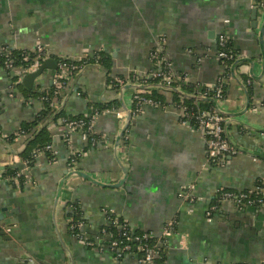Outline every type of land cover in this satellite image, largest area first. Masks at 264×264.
<instances>
[{"label":"crops","instance_id":"0c3cea01","mask_svg":"<svg viewBox=\"0 0 264 264\" xmlns=\"http://www.w3.org/2000/svg\"><path fill=\"white\" fill-rule=\"evenodd\" d=\"M263 27L264 0H0V48L42 46L53 59L106 52L102 66H87L53 102L68 116H89L106 106L94 122L100 141L92 144L74 131L66 142V127L48 119L56 159L38 154L16 184L9 171L25 168L28 137L8 142L0 136V264H138L136 255L115 258L110 237L103 233L109 226L105 208L155 235L178 217L165 249L167 264H262L264 205L240 208L223 201L212 220L207 211L218 204L217 188L250 190L264 178ZM220 34L246 60L229 79L223 106L228 138L241 152L225 165L206 169L202 132L180 121V109L171 104L175 92L160 87L167 106H145L121 135L123 105L131 110L136 89H116L110 80H127L134 73L140 81L150 76V51L163 35L177 73L192 84H214L222 71ZM204 53L198 61L195 55ZM17 71L5 69L0 54V129L5 135L35 121L45 109L41 93L53 86L54 69H46L32 87L23 82L25 76L17 82ZM76 150L83 151L77 170L94 182L70 172L69 158ZM188 184L195 185V202L179 196ZM76 201L85 220L82 233L102 247L70 235L69 207Z\"/></svg>","mask_w":264,"mask_h":264},{"label":"built area","instance_id":"2783aa9c","mask_svg":"<svg viewBox=\"0 0 264 264\" xmlns=\"http://www.w3.org/2000/svg\"><path fill=\"white\" fill-rule=\"evenodd\" d=\"M218 50L217 57L219 58L222 70H225L229 67L227 61L233 60L235 57L240 58L243 57L241 53H238L237 56H234L233 53L227 52L222 49V47L226 46L228 43V38L225 34H220L218 38ZM13 49L8 45H3L0 48V54L2 55V64L7 70H14L17 68L16 76L17 82L21 81L22 77L27 73L35 71L41 65V63L49 57V52L42 46H38L35 49V56L32 58V61L29 65L23 63V61H30L29 56L23 54L21 62L23 64L15 65L13 60ZM166 37L160 36L158 38L156 46L150 51V58L154 63V69L151 72V77L154 79H158L160 84L163 85H171L176 80H187L186 74L177 73L173 68V63L169 59L166 54ZM189 53H194L192 49L188 50ZM195 54V53H194ZM206 53L204 54H196V58L200 61ZM86 55H90V57L97 56L93 52H84L80 56L76 58H70L68 56L60 55V60L58 62V70L54 73L53 77V85L55 87L54 94L57 95L64 89L67 85V82L75 76V71L79 70L82 72L88 65L86 59L83 60ZM83 61V62H81ZM81 62V63H79ZM222 72V71H221ZM220 72V75L217 81L214 84H200L201 87L204 88L200 93V97L207 98L209 91L212 89L213 92V100H214V109L209 112L207 110H201L198 113L192 112L191 110H187L185 106H181L178 104H174V106L180 109V121L186 123L194 128L199 129L203 137L205 139L206 145V163L204 164L205 168H211L213 166H222L225 165L230 156L236 155L241 152V149L238 148L234 143L230 141L227 135V127L229 124L228 118L224 116L220 112L223 110L224 102L226 100L224 93L223 83H228L229 79L232 76H229V73ZM149 76L143 77L140 81L137 74H133L132 84H143L146 83ZM116 81L115 84L109 83L111 87L114 85H125L131 82H124L119 78L114 79ZM136 89L133 93L132 103L135 105L134 109L131 108V113L133 115H137L144 109L147 105H157L155 101L151 98L145 97L141 93H139ZM44 99L43 97H41ZM100 112L96 111L89 116H85L86 118L74 119V120H65L61 119V122H64V126L67 129V133L65 134L66 142L70 141V133L74 131H79L83 134L84 138L90 141L92 144L100 141V136H97L95 131L94 122ZM123 114V113H122ZM120 113L119 115L122 116ZM193 122V123H192ZM2 132V131H1ZM3 134V133H2ZM10 134H3L1 136L7 141L6 136ZM27 136L24 131L18 130L13 133V141L19 139L22 136ZM47 153L49 160L51 162L55 161V151L53 149V144L49 143L35 151V157L42 153ZM71 155L69 158V167L70 172L75 173L77 170V163L79 157L82 156V150L71 151ZM25 168L18 170L15 174L11 175V179L14 183L19 184V177L21 175H26L25 170L28 168V161L24 160ZM195 188L194 184H188L184 186L179 192V196L182 199H185L189 202H195L196 197L193 194V189ZM214 200L218 204L212 205L207 211V216L209 220H212L213 212L219 206V203L223 201H231L240 208L244 206H253L260 207L264 205V187H260L256 185L253 189L245 190V191H234L229 190L225 187H219L215 191ZM70 213L68 215L69 225L71 227L79 228L78 236L76 237L78 240L84 241L88 246H98L102 247L103 244L96 243V241H92L84 236L81 229L84 225L82 221L73 220V212H74V204L70 207ZM104 212L106 214L108 225L115 226L119 229L120 234L125 237V240L115 239L111 232H108L106 229L103 230V233L110 237L109 247L114 253L116 259H122L127 254L136 255L138 264H167L166 260H162V251H164L168 246L169 237L176 231V222L174 219L168 221L162 228V231L159 235H155L151 230L143 229L142 233H136V227L130 225L127 221L121 222L119 220L120 215L116 213V211L112 208H105ZM83 216V212H82ZM6 231H10L11 227H6ZM112 236V237H111ZM133 240L138 244V250L140 253H136L132 249V244L128 241ZM235 264H250L247 262L235 263ZM264 264V262L262 263Z\"/></svg>","mask_w":264,"mask_h":264},{"label":"trees","instance_id":"16d2710c","mask_svg":"<svg viewBox=\"0 0 264 264\" xmlns=\"http://www.w3.org/2000/svg\"><path fill=\"white\" fill-rule=\"evenodd\" d=\"M219 38V36H218ZM217 38V40H218ZM223 50L227 51V52H231L234 54V56H237V54L239 53L238 50L234 49L231 45V43H228L226 46L222 47ZM35 50H23V49H13V60L15 65H20L25 63L26 65H29L32 61V58L35 56ZM28 55L30 61H23V63L21 62L22 59V55ZM94 54L97 56L96 57H90V55H86V57L83 58L86 59V62L88 66H92V65H103V63L105 62V57H106V52H104L103 50H95ZM52 58L51 54H49L48 58ZM56 60V69L54 72H56L58 70V62L60 60V56L54 58ZM245 58L244 57H240V58H234L233 60H229L227 61L229 64V67L225 70H222V72L229 73V76H233L234 74L238 73L239 74V69L240 66L245 63ZM83 62V61H81ZM79 62V63H81ZM1 63H2V55H1ZM221 72V73H222ZM80 72L79 70L75 71V76L78 75ZM183 74V73H181ZM132 74L130 75L129 79H125L122 76H117L114 77L110 80L109 83L115 84L116 81L114 80L115 78H119L124 82L130 81L132 83L133 78H132ZM128 83V82H127ZM159 80L158 79H154L151 77V75L148 77L146 83H143L142 85H147V88H142L141 90H138L139 93H141L142 95H144L145 97L151 98L153 101H155L157 103V105H159V107H164L167 106L164 96L162 95V93L156 89L155 86H153V84H158ZM123 85H114V87L116 89H120ZM173 88H177L180 91L192 95L193 98H188L185 97L184 95H182L180 92H175L173 93V98H172V103L171 104H178L181 106H185V108H187V110H191L192 112L198 113L201 110H207L209 112H211L214 109V100H213V92L214 90L212 89L211 91H209L208 97L207 98H202V99H196L197 97H200V93L201 91L204 90L203 87L200 86V84H192L191 82H188L187 80L183 81V80H176L174 81L171 85H169ZM224 86V93H225V97L227 96V92H228V87H229V83L224 82L223 83ZM54 90L55 87L54 85L51 87L50 90L44 91L41 93V97H43V101H44V105H45V109L36 117L34 122L31 123H27L24 126H21L19 130L24 131L27 134L28 137V143H27V147L25 149V151L22 153V157L24 158L25 161H28V168L30 166H32L34 160H35V151L49 143H52V137H51V133H50V129L48 127V119H52L53 121H55L56 123H61L64 124V122H61L62 120L60 119H65V120H74V119H81V118H86L85 116H68L64 109L62 108H55L53 107V102L55 99L59 98V94L55 95L54 94ZM106 106H98V109L96 111L101 112L103 109H105ZM135 105L132 103V108L134 109ZM193 123V122H192ZM0 136H3L1 129H0ZM7 141L8 142H12L13 141V134H10L8 136H6ZM56 159V156H55ZM10 170V169H9ZM18 170H10L9 174L13 175L17 172ZM19 181L21 182L22 180L25 179V175H21L19 177ZM256 185L260 186V187H264V178L259 179L256 182ZM230 190V189H229ZM216 203V202H215ZM74 212H73V220L75 221H82L85 222L83 216H82V212L83 210L81 209L79 203L76 201L74 203ZM176 222H178V217L173 218ZM119 220L121 222L127 221L125 218L121 217L119 218ZM176 227H177V223H176ZM69 233L70 235H72L73 237H77L78 233H79V228H75V227H71L69 225ZM105 229L108 232H111V235L118 240H125V237L122 236L120 234L119 229H117L115 226H106ZM177 229V228H176ZM136 233H142L143 230L141 228H137L135 229ZM111 236V237H112ZM77 239V238H76ZM92 241H96L95 239H90ZM130 244H132V249L136 252V253H140V251L138 250V243L134 242L133 240L128 241ZM162 260H165V250L162 251Z\"/></svg>","mask_w":264,"mask_h":264},{"label":"water","instance_id":"95a60500","mask_svg":"<svg viewBox=\"0 0 264 264\" xmlns=\"http://www.w3.org/2000/svg\"><path fill=\"white\" fill-rule=\"evenodd\" d=\"M262 31L264 32V27H263ZM46 69H54L55 70L56 69V60H54L51 57L45 59L41 63V65L38 67V69H36L35 71H32V72H29V73H27L25 75L23 82L25 84H27L28 87H32L33 84H34V80L37 77H39ZM153 86L160 87V88H165V89H168V90H171V91H174V92H180L185 97L193 98L192 95L186 94V93L180 91L179 89L173 88V87H171L169 85H163V84L158 83V84H153ZM147 87H148L147 85H141V84H126V85L123 86V89H127V88L142 89V88H147ZM119 99L122 101V96ZM196 99H202V98L201 97H197ZM123 109L126 111V118H125L124 127H123V129L121 131V135H123V133L127 129L128 125H129V123H130V121L132 119V113L129 110V108L126 105H123ZM220 112L222 114L226 115V112L224 110H220ZM75 173L78 174V175L80 174V175H82V176L86 177L87 179L92 180L94 182V179L90 175L82 174L79 170H76ZM125 173H127L126 170H125ZM67 177H69V174L67 176H65L63 178V180L61 181L59 193L61 192V187L63 186V182H65V180H66ZM251 207H253V206H251Z\"/></svg>","mask_w":264,"mask_h":264}]
</instances>
